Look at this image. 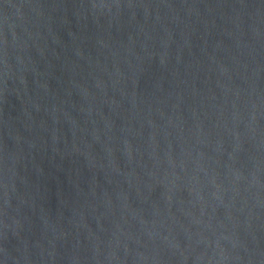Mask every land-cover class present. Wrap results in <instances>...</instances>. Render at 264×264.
Returning <instances> with one entry per match:
<instances>
[{
	"label": "water",
	"instance_id": "1",
	"mask_svg": "<svg viewBox=\"0 0 264 264\" xmlns=\"http://www.w3.org/2000/svg\"><path fill=\"white\" fill-rule=\"evenodd\" d=\"M0 264H264V0H0Z\"/></svg>",
	"mask_w": 264,
	"mask_h": 264
}]
</instances>
